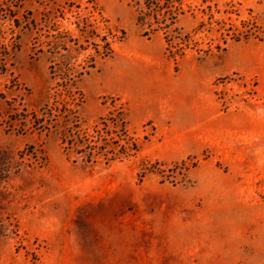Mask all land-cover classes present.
Masks as SVG:
<instances>
[{
    "label": "rangeland",
    "instance_id": "obj_1",
    "mask_svg": "<svg viewBox=\"0 0 264 264\" xmlns=\"http://www.w3.org/2000/svg\"><path fill=\"white\" fill-rule=\"evenodd\" d=\"M135 1L0 0V264H264V0L207 3L218 19L231 1L232 24L253 20L261 41L227 39L216 53L219 34L198 33L213 54L176 62L160 36H139ZM84 20L112 42L111 58L75 51ZM55 27L75 40L76 70L94 60L76 82L79 118L91 133L111 100L122 104L133 157H64L43 120L49 59L65 61L49 54Z\"/></svg>",
    "mask_w": 264,
    "mask_h": 264
},
{
    "label": "trees",
    "instance_id": "obj_2",
    "mask_svg": "<svg viewBox=\"0 0 264 264\" xmlns=\"http://www.w3.org/2000/svg\"><path fill=\"white\" fill-rule=\"evenodd\" d=\"M210 0H201L198 8L185 4L184 0H136L134 2L135 26L139 36L150 40L154 36H160L164 44V53L172 61L185 58L189 53H194L196 61H202L213 54L212 40L207 43L205 49L201 48L202 42L192 39L198 33H218L223 47L214 46L216 53L223 52L227 39L234 43L256 39L261 41L263 36L260 28L253 20L240 21L238 26L231 22V16L239 17L235 5L228 1L225 4L222 16L215 19V6H210ZM189 17L194 26L186 32L179 22L182 18ZM91 26V25H90ZM89 24L86 20L76 23V30L80 36H84L86 46L75 49L77 53L84 51L90 45L93 56L89 60L99 58H111L114 54L112 42L106 35H99L95 29L86 31ZM56 28V27H55ZM54 35L47 44L49 54L65 53V61L54 62L49 59L48 73L54 85L51 102L43 106L45 111V125L59 128V141L62 153L67 160L73 163L80 160L85 166H96L100 163L108 165L115 161L121 162L133 157L139 151V145L128 135L127 109L122 104H116L111 100L110 109L91 126V133L85 128L84 122L78 116V110L82 104L81 94L76 88V82L89 70L93 69L94 60L76 70L73 56L70 53L69 44L75 42L68 31L53 30ZM48 43V42H47ZM8 53H0V64L4 65ZM42 121V120H41Z\"/></svg>",
    "mask_w": 264,
    "mask_h": 264
}]
</instances>
